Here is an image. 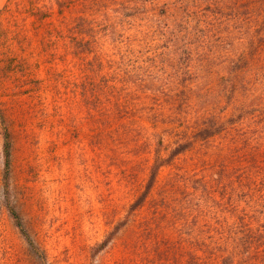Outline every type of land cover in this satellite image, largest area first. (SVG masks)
I'll list each match as a JSON object with an SVG mask.
<instances>
[{"label": "trees", "instance_id": "trees-1", "mask_svg": "<svg viewBox=\"0 0 264 264\" xmlns=\"http://www.w3.org/2000/svg\"><path fill=\"white\" fill-rule=\"evenodd\" d=\"M0 81L54 162L103 175L99 251L122 235L120 264H264V0H9Z\"/></svg>", "mask_w": 264, "mask_h": 264}, {"label": "rangeland", "instance_id": "rangeland-1", "mask_svg": "<svg viewBox=\"0 0 264 264\" xmlns=\"http://www.w3.org/2000/svg\"><path fill=\"white\" fill-rule=\"evenodd\" d=\"M8 1L0 0V8ZM0 101L12 105L6 119L14 141L8 187L3 181L0 122V264H120L122 235L98 250L109 231L103 175L95 180L89 162L78 157L63 165L54 162L51 143L33 117L30 100L16 96L9 81H0ZM25 125L28 131L22 130ZM11 205L20 214L25 233L11 215Z\"/></svg>", "mask_w": 264, "mask_h": 264}]
</instances>
